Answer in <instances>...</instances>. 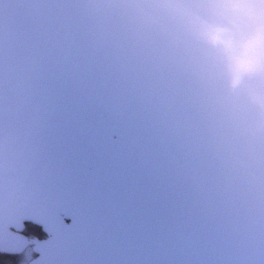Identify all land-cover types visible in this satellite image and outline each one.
Returning a JSON list of instances; mask_svg holds the SVG:
<instances>
[{
    "label": "water",
    "instance_id": "1",
    "mask_svg": "<svg viewBox=\"0 0 264 264\" xmlns=\"http://www.w3.org/2000/svg\"><path fill=\"white\" fill-rule=\"evenodd\" d=\"M217 29L240 53L264 0H0V252L264 264V71Z\"/></svg>",
    "mask_w": 264,
    "mask_h": 264
},
{
    "label": "clouds",
    "instance_id": "2",
    "mask_svg": "<svg viewBox=\"0 0 264 264\" xmlns=\"http://www.w3.org/2000/svg\"><path fill=\"white\" fill-rule=\"evenodd\" d=\"M264 37L254 36L244 41L243 50L236 54L232 53L233 43L230 38H225L222 29H217L209 33V39L213 43L223 45L230 54V64L233 69V83L238 84L241 76L244 74H252L257 71H264V53L252 55L250 49Z\"/></svg>",
    "mask_w": 264,
    "mask_h": 264
},
{
    "label": "trees",
    "instance_id": "3",
    "mask_svg": "<svg viewBox=\"0 0 264 264\" xmlns=\"http://www.w3.org/2000/svg\"><path fill=\"white\" fill-rule=\"evenodd\" d=\"M24 233L27 234L29 238H42L45 236L41 227L32 223H25ZM21 257V254L12 255L0 252V264H21Z\"/></svg>",
    "mask_w": 264,
    "mask_h": 264
},
{
    "label": "rangeland",
    "instance_id": "4",
    "mask_svg": "<svg viewBox=\"0 0 264 264\" xmlns=\"http://www.w3.org/2000/svg\"><path fill=\"white\" fill-rule=\"evenodd\" d=\"M20 254L22 255L21 264H26L31 258L32 248L29 246Z\"/></svg>",
    "mask_w": 264,
    "mask_h": 264
},
{
    "label": "flooded vegetation",
    "instance_id": "5",
    "mask_svg": "<svg viewBox=\"0 0 264 264\" xmlns=\"http://www.w3.org/2000/svg\"><path fill=\"white\" fill-rule=\"evenodd\" d=\"M45 237V236H44ZM29 247V246H28ZM31 247V246H30ZM36 256V253H34L33 251H32V255H31V258H33V257H35ZM30 258V259H31Z\"/></svg>",
    "mask_w": 264,
    "mask_h": 264
}]
</instances>
